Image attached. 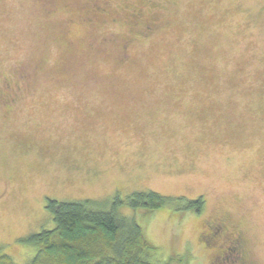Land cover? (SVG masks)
<instances>
[{"label":"rangeland","instance_id":"374dc122","mask_svg":"<svg viewBox=\"0 0 264 264\" xmlns=\"http://www.w3.org/2000/svg\"><path fill=\"white\" fill-rule=\"evenodd\" d=\"M93 1L0 0V253L30 263L48 199L118 198L156 264H233V236L264 264V0ZM146 191L183 200L124 203Z\"/></svg>","mask_w":264,"mask_h":264},{"label":"trees","instance_id":"16d2710c","mask_svg":"<svg viewBox=\"0 0 264 264\" xmlns=\"http://www.w3.org/2000/svg\"><path fill=\"white\" fill-rule=\"evenodd\" d=\"M173 200L183 198L146 191L132 193L124 203L128 208L141 209L148 214ZM122 202L116 198L110 208L104 210L95 207L90 200H46L44 209L51 214L54 226L23 239L36 249L29 264H156L153 262L156 248L147 242L141 226L133 217L117 211ZM203 205L202 197H198L185 202L182 210L200 213ZM0 264L14 263L0 253Z\"/></svg>","mask_w":264,"mask_h":264},{"label":"flooded vegetation","instance_id":"af4514ba","mask_svg":"<svg viewBox=\"0 0 264 264\" xmlns=\"http://www.w3.org/2000/svg\"><path fill=\"white\" fill-rule=\"evenodd\" d=\"M98 1L99 0H95L93 1V5L94 8L96 10H101L102 8L98 5ZM145 30H148V27H146ZM145 30H142L141 32L144 33ZM40 63V62H39ZM39 63L36 64V66L39 69ZM26 68V66L24 67ZM21 74H18V77H24L25 79H27V81H29L33 76H35L36 74L30 73L28 69H24L22 70V72H20ZM3 85L1 86V88H3V90H5L4 97L5 99H3V103L1 102L2 106H4L5 108H10V106L12 104H14L15 102V96L12 95L14 93V91L11 90L10 85L7 84L6 79H3ZM45 197V196H44ZM43 197V199H44ZM45 207V204H44ZM215 227V228H214ZM223 225H219V223H209L206 225V227H204V232H207L205 237L209 238L210 241L212 242L213 240L216 239V235H215V231H218V233H221V235L223 234ZM218 235V234H217ZM203 237V238H205ZM241 242L238 238V236H233V237H229L227 238V241L225 242V245L221 248V257L220 260L222 263H228L227 259L229 258L233 260V264H247L245 262V257L242 253V249H241Z\"/></svg>","mask_w":264,"mask_h":264}]
</instances>
